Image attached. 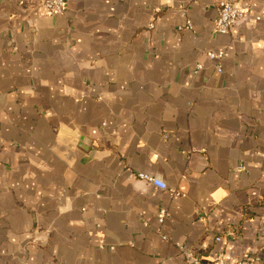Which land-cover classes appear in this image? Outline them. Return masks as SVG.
<instances>
[{
	"label": "crops",
	"instance_id": "1",
	"mask_svg": "<svg viewBox=\"0 0 264 264\" xmlns=\"http://www.w3.org/2000/svg\"><path fill=\"white\" fill-rule=\"evenodd\" d=\"M185 248L264 264V0H0V264Z\"/></svg>",
	"mask_w": 264,
	"mask_h": 264
},
{
	"label": "built area",
	"instance_id": "2",
	"mask_svg": "<svg viewBox=\"0 0 264 264\" xmlns=\"http://www.w3.org/2000/svg\"><path fill=\"white\" fill-rule=\"evenodd\" d=\"M42 7L50 14H61L64 13L67 8V0H42ZM250 14L249 11L239 6L238 4L231 1H224L218 7V16L216 19V31L219 34H226L230 29L242 22L248 20ZM260 20L261 16H257ZM190 28L193 27L191 22L188 23ZM182 28V27H180ZM226 55L225 50H220L217 52H211L210 58L217 61L218 70L223 71L220 60ZM140 177L162 187L166 188L165 182L159 177L147 173H140ZM166 213L163 211L159 217V222L162 223L165 219ZM220 239V238H219ZM184 254L186 256L185 264H206L196 256L189 249H184ZM213 264H254L250 259H241L234 262L227 261L224 257H217Z\"/></svg>",
	"mask_w": 264,
	"mask_h": 264
}]
</instances>
